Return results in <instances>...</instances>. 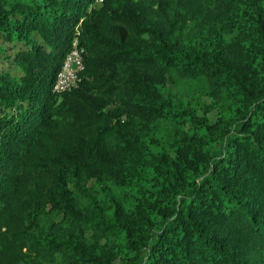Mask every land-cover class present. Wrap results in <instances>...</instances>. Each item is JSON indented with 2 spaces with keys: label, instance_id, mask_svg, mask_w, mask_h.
<instances>
[{
  "label": "trees",
  "instance_id": "1",
  "mask_svg": "<svg viewBox=\"0 0 264 264\" xmlns=\"http://www.w3.org/2000/svg\"><path fill=\"white\" fill-rule=\"evenodd\" d=\"M94 1L0 0V264H264V0Z\"/></svg>",
  "mask_w": 264,
  "mask_h": 264
},
{
  "label": "built area",
  "instance_id": "2",
  "mask_svg": "<svg viewBox=\"0 0 264 264\" xmlns=\"http://www.w3.org/2000/svg\"><path fill=\"white\" fill-rule=\"evenodd\" d=\"M104 0H95L94 5H100ZM83 47L80 46L78 39H74L71 48L66 54L62 65L55 75L51 92L55 95L67 93L77 87L79 75L84 70Z\"/></svg>",
  "mask_w": 264,
  "mask_h": 264
},
{
  "label": "rangeland",
  "instance_id": "3",
  "mask_svg": "<svg viewBox=\"0 0 264 264\" xmlns=\"http://www.w3.org/2000/svg\"><path fill=\"white\" fill-rule=\"evenodd\" d=\"M3 61V62H1ZM1 66L4 69H11L13 74L15 73V67L9 65L6 61L1 60ZM166 91V96L168 98L173 99V101H179V100H186L187 102L192 103L194 106H208L210 104V99L207 95H203L201 93L204 89L201 84H198L196 82L192 83L189 89H186L187 87H180L175 88L172 86L170 82H167V84L163 87ZM200 114V113H199ZM163 130V128H162Z\"/></svg>",
  "mask_w": 264,
  "mask_h": 264
}]
</instances>
